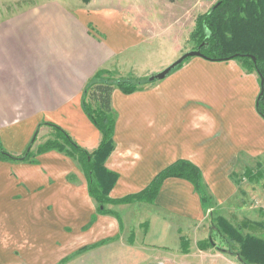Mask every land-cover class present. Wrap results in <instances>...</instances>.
Returning <instances> with one entry per match:
<instances>
[{
	"label": "crops",
	"instance_id": "obj_1",
	"mask_svg": "<svg viewBox=\"0 0 264 264\" xmlns=\"http://www.w3.org/2000/svg\"><path fill=\"white\" fill-rule=\"evenodd\" d=\"M113 1L91 0L82 4L77 0H41L0 18V141L6 142V148L14 157H22L29 139L39 127L36 141L29 150V160L13 162L15 176L0 178V186H6L11 180L19 185L22 197L16 200L13 208L14 214L22 220L29 211L39 217L54 205L57 211L56 205L60 206L61 218H67L71 198L81 201L82 208H87L90 215L86 230L79 229V238L72 246L67 238L61 249L58 239L51 236L54 254L50 264H112V253L117 250L114 243H123V236L131 232L119 217L97 213V206L88 195L82 169L74 159L56 150L37 153L53 133L54 129L49 125L64 131L77 146L89 153L99 146L101 134L82 110L85 88L99 71L122 78L129 62V51L145 38L143 19L139 14L142 10ZM167 50L171 58L160 70L179 55V49L171 44ZM232 67L230 73L241 74L247 82L259 85L256 74L248 72L245 75L235 64ZM195 73L185 67L131 94L113 90L114 150L105 162V167L118 175L109 194L111 199L138 194L159 172L178 160H187L201 171L202 176L201 166L208 163L209 182L211 173L225 172L224 168L228 174L232 172L234 182L242 165L251 169V163L255 162V166L264 170V122L258 123L257 135L246 139L243 130L221 154L213 147L215 139L212 137L219 125L229 127L231 123H239L236 117L228 114L227 118L218 121L209 109L190 105L197 99V91L196 87L186 85L191 84ZM257 89L260 90V85ZM179 125L183 126L181 137L177 134ZM43 131H47L46 137L41 136ZM198 133L211 136L209 149L201 156L191 150L199 139ZM221 158L222 168L218 167ZM215 186L216 179L213 178L212 188ZM237 189L229 192L228 197L219 200L217 205L224 206L235 197ZM8 190V187L3 189V194L8 195ZM155 200L157 204L155 201L143 204L162 210L165 205L161 200L174 202L175 206L179 203L184 206L182 217L202 219L199 196L185 180L166 179ZM29 204L31 208L26 207ZM135 204L142 203L108 205L106 208L115 212V209ZM209 212L206 211L204 218ZM73 214L78 219L81 217H77L75 211ZM160 225H148L146 232L150 233L154 226L160 229ZM165 227L169 229L168 225ZM206 231V225L198 227L197 240L191 245L199 255L208 251L197 244L202 242L201 237ZM16 235L15 232L13 238H9L5 231L0 233V264H26L27 260L19 255ZM131 238L130 234L127 240ZM212 250L211 247V258L222 257L221 253L213 255ZM185 254L189 255L188 252ZM101 257L106 262L96 261Z\"/></svg>",
	"mask_w": 264,
	"mask_h": 264
},
{
	"label": "rangeland",
	"instance_id": "obj_2",
	"mask_svg": "<svg viewBox=\"0 0 264 264\" xmlns=\"http://www.w3.org/2000/svg\"><path fill=\"white\" fill-rule=\"evenodd\" d=\"M37 1L41 0H27L24 2L0 0V18ZM218 1L114 0L115 4L122 6L123 4L125 6L131 4L142 10L139 14L141 15L140 18L143 19V33L145 34L144 42L139 43L129 51V62L126 70L122 73L121 79L140 83L148 80L151 75L162 71L160 70L161 65L171 58L170 51L167 50L169 44L175 49H179V55L171 63L181 58L185 53L196 50V42L191 38L196 31V21L198 17L206 14ZM232 64L238 67L239 72L241 71L247 75L248 72L243 68L240 60L213 62L199 57L185 60L180 68L170 73V75L174 74L185 67L195 71L191 84L186 85L192 88L196 87L197 91V99L193 100L190 105L209 109L213 118L218 121L221 118H227V114L238 119L239 125L231 123L229 127L219 125L216 128L212 139H215L213 147L218 148V154L225 151L227 144L232 145L233 138L239 134L242 135L243 130L246 139L257 135L258 123L264 122L256 112V100L260 92L257 89L258 83L253 85L247 82V79L241 74L230 73L231 68H234ZM112 77L113 80L119 79L115 75ZM38 128L35 129L29 139L26 149L30 146L34 136L37 135ZM182 128L183 126H180V130L177 131L179 137L184 135ZM46 132L42 133L41 136H45ZM198 137V141L193 143L191 150L201 156L206 154L209 149L211 136L206 137L202 133H198ZM47 141H57L63 144V140L55 130H53L50 139ZM5 144L6 142L0 141V150L13 156ZM25 150L22 155L26 154L27 150ZM243 161L241 160V162ZM222 164L223 160L221 158L218 167L222 168ZM12 166H14L13 162H0V178L5 179L9 175L15 176V169H12ZM207 166H209L208 163L206 166H201L202 184L207 198V206L204 207L200 202L201 212L203 211L202 219L184 218L181 214L184 212L182 204L179 205L178 203L175 206L174 202L164 200H161V203L165 205L162 210L143 203L119 210L115 209L117 217L131 231L132 238L128 241L130 234L126 233L122 239V242L126 244L114 243L117 245V250L115 249L112 253L113 258L110 260L113 262L112 264H227V261H229V264H240L235 256L237 246L229 244L217 234L214 219L218 216L226 218L242 234H252L264 240L263 168L255 166V162L251 163V169L248 166L240 165L239 173L234 176L236 182L231 177L232 172L228 174L224 168L225 172L214 175L211 173V182H209L207 179L209 168ZM248 173L252 178L248 179ZM213 178L216 179L215 188H212ZM15 182V180H11L6 182V186H0V233L5 231L6 237L9 238H13L15 232L17 233L16 241L20 246L19 255L27 260L26 264H50V257L54 254V251L51 250L54 246L52 245L51 236L53 235L54 239H58L59 243L58 241L57 243L60 244L61 249L63 248V242H67V238L69 245L72 246L79 238L77 237L79 229L86 230V225L90 222L89 211H87V208H82L81 201H74L71 198L67 218H61L60 206L56 205L58 207L57 211L53 208L54 205L39 217L35 212L29 211L23 215L22 220L19 215L14 214L13 205H16V200H20L22 197L20 187ZM7 187L9 188L8 195L7 193L3 194V189ZM236 188L238 189L234 198L224 206L217 205L219 200H224L228 197L229 192L233 193ZM7 197L9 198L7 199ZM155 204H157L156 200ZM26 207L31 208L30 204ZM207 207H210L211 213H208V216L206 215L204 218ZM173 209H176L177 212H173ZM74 211L77 217L81 216L79 219L73 214ZM156 220H158V223ZM246 221L249 222V227H243ZM152 224L158 226L161 224V227L159 229V227L154 226L150 229V233H147V226H152ZM166 225L169 226L168 230L165 229L167 228ZM205 225L207 231L201 237L202 244L207 246L210 238L213 244V255L216 253L222 255V257H217L219 259L210 257L209 250L211 247L207 248L208 251L206 250L204 255H199L196 250H192L194 248L191 245L194 240H197L198 227ZM177 229L178 233L176 234ZM144 232H146L145 236ZM66 234H69V236ZM132 242L135 244L128 245ZM190 250H192L191 253H189ZM185 251L189 255H186ZM96 261L106 262L103 257L98 258Z\"/></svg>",
	"mask_w": 264,
	"mask_h": 264
},
{
	"label": "trees",
	"instance_id": "obj_3",
	"mask_svg": "<svg viewBox=\"0 0 264 264\" xmlns=\"http://www.w3.org/2000/svg\"><path fill=\"white\" fill-rule=\"evenodd\" d=\"M79 1L88 4L91 0ZM196 22V31L191 38L196 42V50L200 49L206 60L221 62L235 57L232 60L242 61L247 72L257 75L260 85V78L264 80V0H219L206 14L198 17ZM252 58H255V63ZM146 84L147 80L140 83L121 78L113 80L109 72H97L87 84L81 103L84 114L101 134L97 149L91 153L83 150L64 131L51 125L49 126L63 140V144L47 141L38 148V154L56 150L80 165L86 179L88 195L95 202L100 215H114L118 218L115 212L106 208L108 205L152 204L162 183L169 178L189 182L198 194L201 204L207 206L201 171L187 160H178L159 172L138 194L116 200L109 197L118 179L116 173L105 167L107 158L114 150L115 120L111 94L114 89H119L123 94H131ZM256 102V112L264 120V83L263 94L257 97ZM35 141L36 135L28 150ZM29 154L30 152L22 157H14L0 150V161H27ZM247 177L252 178L250 173ZM209 210L211 212L210 207H207L206 211ZM214 225L220 237L237 246L235 256L240 264H264V240L252 234H242L222 216L214 219ZM243 227H249V222H244ZM211 241L209 238L207 246L199 243L201 249L212 247Z\"/></svg>",
	"mask_w": 264,
	"mask_h": 264
},
{
	"label": "water",
	"instance_id": "obj_4",
	"mask_svg": "<svg viewBox=\"0 0 264 264\" xmlns=\"http://www.w3.org/2000/svg\"><path fill=\"white\" fill-rule=\"evenodd\" d=\"M192 57H199V58L205 59L204 55L200 52V49L189 51V52L185 53L181 58H179L175 62L168 65L165 69H163L159 73L151 75L148 78L147 82L152 83V82L164 80L172 71H174L176 68H178L185 60L192 58ZM234 58L235 57H231L229 60H232ZM252 61L255 63L256 62L255 58H252ZM263 83H264L263 78H260V92H259L258 97L262 96V94H263ZM256 106H257V102H256ZM28 152H29V150H27L26 153H28Z\"/></svg>",
	"mask_w": 264,
	"mask_h": 264
}]
</instances>
